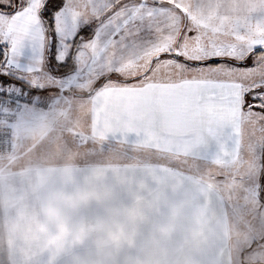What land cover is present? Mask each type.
I'll return each mask as SVG.
<instances>
[{
	"label": "snow or ice",
	"instance_id": "snow-or-ice-1",
	"mask_svg": "<svg viewBox=\"0 0 264 264\" xmlns=\"http://www.w3.org/2000/svg\"><path fill=\"white\" fill-rule=\"evenodd\" d=\"M79 2L0 0V105L44 102L86 58L104 131L208 161L264 204V0ZM110 46L122 63L99 72Z\"/></svg>",
	"mask_w": 264,
	"mask_h": 264
},
{
	"label": "crops",
	"instance_id": "crops-1",
	"mask_svg": "<svg viewBox=\"0 0 264 264\" xmlns=\"http://www.w3.org/2000/svg\"><path fill=\"white\" fill-rule=\"evenodd\" d=\"M118 63L121 51L110 46L97 67L107 73ZM80 64L81 77L63 85L68 93L97 85L98 72H89L86 58ZM105 95L90 96L92 135L159 158L0 167V264H234L230 195L216 182L221 169L104 131Z\"/></svg>",
	"mask_w": 264,
	"mask_h": 264
},
{
	"label": "rangeland",
	"instance_id": "rangeland-1",
	"mask_svg": "<svg viewBox=\"0 0 264 264\" xmlns=\"http://www.w3.org/2000/svg\"><path fill=\"white\" fill-rule=\"evenodd\" d=\"M91 89L50 93L44 102H33L27 107L14 130V149L0 156V167L55 162L124 164L159 158L154 152L92 135L88 114L92 94L78 93ZM243 172V168L238 169V174ZM219 174L216 182L230 195L234 264H264V204L255 195L245 199L239 184L233 183L224 170Z\"/></svg>",
	"mask_w": 264,
	"mask_h": 264
},
{
	"label": "built area",
	"instance_id": "built-area-1",
	"mask_svg": "<svg viewBox=\"0 0 264 264\" xmlns=\"http://www.w3.org/2000/svg\"><path fill=\"white\" fill-rule=\"evenodd\" d=\"M33 103H21L18 107L0 105V156L14 149V130L21 113Z\"/></svg>",
	"mask_w": 264,
	"mask_h": 264
},
{
	"label": "water",
	"instance_id": "water-1",
	"mask_svg": "<svg viewBox=\"0 0 264 264\" xmlns=\"http://www.w3.org/2000/svg\"><path fill=\"white\" fill-rule=\"evenodd\" d=\"M97 90V87H93L91 90L85 93V95H91ZM81 95V94H80Z\"/></svg>",
	"mask_w": 264,
	"mask_h": 264
},
{
	"label": "trees",
	"instance_id": "trees-1",
	"mask_svg": "<svg viewBox=\"0 0 264 264\" xmlns=\"http://www.w3.org/2000/svg\"><path fill=\"white\" fill-rule=\"evenodd\" d=\"M79 94H81V95H85V92H81V93H79Z\"/></svg>",
	"mask_w": 264,
	"mask_h": 264
}]
</instances>
